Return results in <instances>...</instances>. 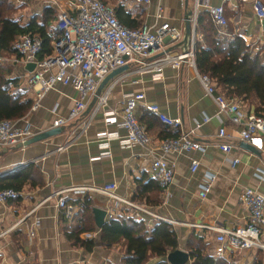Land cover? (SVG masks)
I'll list each match as a JSON object with an SVG mask.
<instances>
[{
  "label": "crops",
  "instance_id": "crops-1",
  "mask_svg": "<svg viewBox=\"0 0 264 264\" xmlns=\"http://www.w3.org/2000/svg\"><path fill=\"white\" fill-rule=\"evenodd\" d=\"M219 1L152 0L149 6L144 7L135 0H118L117 4L119 2L124 4V10L137 18L140 24L144 22L159 24L166 20L183 31V19L187 10H194L193 13L196 12L198 15ZM12 2L20 6L19 14L24 16V20L33 13L42 12L46 6L55 7L57 27L61 8L67 7L66 4L69 6L72 4L70 0ZM224 2L226 15L232 22L234 31L241 33L247 43L253 42L255 48L264 53V22L262 26L258 23L250 2L242 0ZM117 4H111L116 7V14ZM159 5L162 12L157 18L155 13ZM177 43L166 39L162 46L151 51L146 61L153 62L165 50L180 52L181 48L171 49ZM7 63L11 62H0ZM11 64L12 75L23 81V86L31 92L34 103L37 100L39 86L29 82V75L33 70L26 69V64ZM126 66L116 75L108 76L107 80L105 76L101 88L102 81L96 93L87 97L85 110L61 126H54V120L67 116L75 99L79 97L77 90L64 84L49 89L42 95L41 108L38 111H32L30 108L25 116L19 119L20 121L16 120L19 124L25 120L34 134L54 127L60 128V131L27 146H0L1 178L15 177L31 162L40 168L44 177L43 186L24 185L18 196L0 201V264H119L123 255L121 246L104 248L99 242L96 230L91 231L96 232L95 247L91 253L75 247L67 240L64 231L75 229L78 209L73 208L74 218L64 224L63 217L56 213V197H52V193L73 186L101 187L118 181L116 194L123 199L131 200L139 180L153 178L150 163L157 157L174 164L172 182L167 188L160 187L163 190L160 193L162 200L159 204L146 205L145 200L139 198L134 199V202L151 212L149 214L140 211L148 222L154 218L150 215H157L173 225L177 232L178 248L185 250L190 233L204 236L211 247H215V233L205 225L235 228L247 223L248 210L240 202L239 196L245 187H251L264 195V137L252 143L241 140L239 135L241 126L230 122L225 114L221 112L217 114L218 106L213 98L206 94L195 66L184 63L180 68L165 66L161 70L147 68L139 70L140 67L133 63ZM131 92L145 94L137 106L138 110L136 109L139 116L146 118L150 115L144 111L147 110V105L157 104L161 112L167 116L179 117L182 121V131L203 145L204 150L164 152L159 143V140L164 138L160 136L162 126L160 122L151 121L147 130L151 137L149 144L134 143L125 146L122 145L120 138H114L99 152H89L88 147L100 140L97 137L99 132H114L120 137L124 136L123 128L116 126L115 123L106 124L104 117L109 111L118 115L125 94ZM100 96H105L104 105L98 103ZM4 102V93L0 91V103ZM204 114H208L210 119L196 126ZM144 125L147 126L145 123ZM221 127L226 131L225 138L217 136ZM222 141L232 146L228 154L218 147ZM234 157L239 158L236 165L230 163ZM192 158L198 160V168L193 172L190 169ZM209 172L214 174V179L206 196L201 198L200 183L206 181ZM85 193L99 201L98 205L108 211L107 216L115 214L120 204L93 191L72 193L70 198ZM155 195L156 193H152L151 198ZM81 237L86 238L84 233ZM260 238L264 242V230ZM225 255L232 257L236 264H252L259 256L264 262V250L259 248L229 250ZM186 264H191L190 260Z\"/></svg>",
  "mask_w": 264,
  "mask_h": 264
},
{
  "label": "built area",
  "instance_id": "built-area-1",
  "mask_svg": "<svg viewBox=\"0 0 264 264\" xmlns=\"http://www.w3.org/2000/svg\"><path fill=\"white\" fill-rule=\"evenodd\" d=\"M60 1V0H59ZM72 4L63 7L58 16V27L63 30L60 39L52 43L53 52L39 59L38 54L42 49L41 38L24 34L18 36L13 43L16 54L7 53L0 56V62H11L13 64H27L34 62L35 67L29 75V82L39 86L37 100L31 105L32 111L41 108L40 100L42 95L49 89H54L58 85H68L77 90L79 97L75 99L73 106L67 116L58 117L54 120V126H61L67 121L79 116L87 106V97L96 93L102 79L114 69L133 63L140 68L150 70H161L165 66L180 68L184 63L195 66L194 63V43L188 52H172L165 50L153 62H147L146 58L151 51L162 46L166 39L172 43H177L182 38V29L172 25L169 21L163 20L161 23L144 22L138 27H129L121 23L116 14V7L103 2L102 0H70ZM144 7L149 6L152 0H135ZM226 0H220L218 4L209 7V12L219 34H226L227 18L225 16L224 4ZM249 1L258 23L262 26L264 22V0H243ZM64 2V0H63ZM161 5L157 7L155 16H161ZM197 13H193V24H196ZM197 76L207 95L211 96L218 106V113L225 114L230 122L241 126L239 132L241 140L250 142L264 137V116L255 112H248L242 102L228 99L223 93L216 91L213 80L207 74L197 71ZM143 92L126 93L120 113L112 114L106 112L104 121L106 124L115 123L123 128L125 134L120 137L117 133L102 131L98 133L99 141L88 147L89 152H99L108 146V141L120 138L122 145L130 144L146 145L150 143L151 137L146 126L142 124L137 115L138 104L144 99ZM99 105L105 104V96H100ZM243 105V106H242ZM155 113L159 120L169 125L173 129H180L177 137L162 138L159 140L161 149L164 152L186 151L193 152L204 150L203 145L192 140L188 133L182 131V121L179 117H170L161 112L157 104H149L146 107ZM210 119L208 114H204L201 121L196 123L199 126ZM20 121V120H19ZM10 119H0V146L17 145L31 137L34 133L30 125L25 121ZM219 138L226 137L224 127L217 133ZM219 149L225 153L231 151V144L222 141L218 144ZM239 158L230 160L232 165H236ZM198 168V160L192 158L190 163L191 171ZM153 179L162 188H167L173 180L175 173L174 164H169L163 158H154L150 163ZM214 179V174L207 173V179L200 183L199 196L204 198L210 189ZM119 182L114 181L104 184L101 187L73 186L65 190L52 193L56 197L55 209L57 214L63 215L68 222L74 218V209L67 200L70 194H82L86 191L98 192L105 195L113 202L127 204L141 212L149 213L146 207L129 199H123L116 194ZM21 193V190L13 188L0 189V201H6ZM240 202L248 210V221L244 226L235 228H224L217 225H205L215 233L216 245L215 253L219 256L225 255L229 250H240L249 248H259L264 250V242L260 238L264 230V195L251 188L245 187L239 196ZM148 215V214H147ZM154 218L159 216L150 215ZM159 219H161L159 217ZM164 220V219H163ZM168 221V220H166ZM96 232H86L84 237L94 239Z\"/></svg>",
  "mask_w": 264,
  "mask_h": 264
},
{
  "label": "trees",
  "instance_id": "trees-1",
  "mask_svg": "<svg viewBox=\"0 0 264 264\" xmlns=\"http://www.w3.org/2000/svg\"><path fill=\"white\" fill-rule=\"evenodd\" d=\"M12 1L0 0V56L7 53L16 54L13 43L18 36L24 34L41 38L42 49L38 54L39 59L49 56L53 52V41L60 39L63 34V30L55 24L57 20L55 7L46 6L42 12L33 13L24 20V16L19 14L20 6L14 5ZM102 1L108 4L118 2ZM117 5V16L121 23L133 28L140 25L141 22L137 18L124 10V4L119 2ZM225 16L226 34H219L209 9L197 15L195 67L199 73L210 76L218 93H223L228 99L242 102L248 112L264 116V53L256 49L253 42L247 43L241 33L234 31L226 11ZM12 70L11 63L0 64V91H3L5 99L4 103H0V119L19 120L30 110L33 97L29 89L23 86V81L12 75ZM144 111L153 118L147 114L146 118L139 116L138 111L136 114L139 121L147 125V130L151 121H157L162 126L160 136L164 138L179 136L180 129L171 128L150 110ZM43 184V174L33 162L26 165L15 177H0V189L13 188L18 191L24 185L41 187ZM162 190L153 178L139 180L131 200L139 198L145 200L146 205H157L162 200L160 196ZM152 193H156L154 198H151ZM98 203L99 201L88 193L67 200V204L78 209L75 229L64 231L72 245L91 253L95 247V240L83 238L81 234L96 230L99 242L104 248L121 246L123 255L119 264H170L166 258L167 254L178 249L177 232L170 222L159 218H153L148 222L142 217L140 210L120 203L115 214L107 216L103 225L98 227L95 225L93 213L94 207H100ZM62 217V222L66 224L67 219L63 215ZM185 251L189 254L191 264H236L232 257L217 255L210 242L197 233L189 234ZM252 264L264 262L259 256Z\"/></svg>",
  "mask_w": 264,
  "mask_h": 264
},
{
  "label": "water",
  "instance_id": "water-1",
  "mask_svg": "<svg viewBox=\"0 0 264 264\" xmlns=\"http://www.w3.org/2000/svg\"><path fill=\"white\" fill-rule=\"evenodd\" d=\"M193 11L194 10H187L186 11V13L184 15V19H183L182 38L171 49L181 48V51L183 53H186L190 50L191 45H192V41L197 34L196 24H193ZM25 67L29 71H32L35 67V63L29 62L26 64ZM125 67H127V66L124 65V66H120V67L114 69L113 71H111L106 76L105 79L107 80L108 76L116 75L118 72L122 71ZM105 79L102 81L100 88L104 84ZM56 131L59 132L60 128L54 127V128L46 129L44 131H41V132L34 134L33 136L27 138L25 141H23L21 143H18L17 145H23V146L30 145L32 143H35L37 141H40L42 139L49 137L50 135H52ZM248 146H250V145H248ZM93 213H94V219L96 222V226L101 227L103 225V223L105 222L108 211L106 209H103L102 207H94ZM166 258L170 264H186L189 261V254L185 250L178 248L172 252H169L167 254Z\"/></svg>",
  "mask_w": 264,
  "mask_h": 264
}]
</instances>
